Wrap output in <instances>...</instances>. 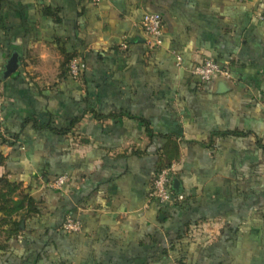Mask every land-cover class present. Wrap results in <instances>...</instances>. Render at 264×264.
Returning a JSON list of instances; mask_svg holds the SVG:
<instances>
[{"label": "crops", "instance_id": "1", "mask_svg": "<svg viewBox=\"0 0 264 264\" xmlns=\"http://www.w3.org/2000/svg\"><path fill=\"white\" fill-rule=\"evenodd\" d=\"M262 16L264 0H0V179L40 209L0 264H264ZM204 59H233V80L201 82ZM169 162L184 199L163 205L149 193Z\"/></svg>", "mask_w": 264, "mask_h": 264}, {"label": "built area", "instance_id": "2", "mask_svg": "<svg viewBox=\"0 0 264 264\" xmlns=\"http://www.w3.org/2000/svg\"><path fill=\"white\" fill-rule=\"evenodd\" d=\"M102 0H92L94 4H99ZM264 21V16L261 17ZM142 29L146 34V44L150 50L159 48L163 44L164 23L160 14H147L142 22ZM123 49H127L126 44H123ZM231 59L225 65H220L213 59H204L194 66L192 69L195 75L201 82L209 83L218 80L232 81L233 75L231 71ZM177 65L182 66V58L177 56ZM86 63L78 56L73 58L69 64V74L74 79H80L85 72ZM3 106V81L0 78V108ZM175 164L168 168H164L155 173L152 181L151 190L149 193L150 200H156L163 205H173L176 202L183 201L182 195H176L172 188L173 172ZM68 180L67 175L58 177L52 182L51 187L61 189ZM82 226L79 220L73 216H68L62 225V230L66 233L81 232Z\"/></svg>", "mask_w": 264, "mask_h": 264}, {"label": "trees", "instance_id": "3", "mask_svg": "<svg viewBox=\"0 0 264 264\" xmlns=\"http://www.w3.org/2000/svg\"><path fill=\"white\" fill-rule=\"evenodd\" d=\"M75 57H67L65 65L67 66L68 73L69 64ZM0 138L3 144L8 143L5 135H0ZM257 145L264 150L263 144L259 142ZM171 165V162H169L160 170L168 168ZM22 187V183L10 181L7 176L0 179V251H7L9 241L19 239L23 233L22 221L18 219L20 213L27 212L28 216L32 217L40 212L39 202L30 194L25 193Z\"/></svg>", "mask_w": 264, "mask_h": 264}, {"label": "water", "instance_id": "4", "mask_svg": "<svg viewBox=\"0 0 264 264\" xmlns=\"http://www.w3.org/2000/svg\"><path fill=\"white\" fill-rule=\"evenodd\" d=\"M17 69H18V60H17V57L14 56L9 61L8 65L6 67V72L4 73V77L5 78L10 77L14 73H16ZM178 185H179V181L178 180H174L173 181V188L177 189ZM22 227H24V223H22Z\"/></svg>", "mask_w": 264, "mask_h": 264}]
</instances>
